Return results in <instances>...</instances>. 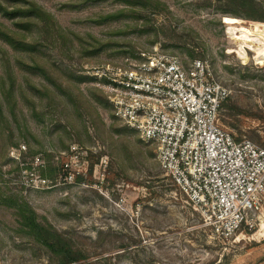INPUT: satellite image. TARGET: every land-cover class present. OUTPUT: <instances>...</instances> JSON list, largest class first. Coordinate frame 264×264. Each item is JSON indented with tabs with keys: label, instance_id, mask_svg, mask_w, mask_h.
I'll return each mask as SVG.
<instances>
[{
	"label": "rangeland",
	"instance_id": "1",
	"mask_svg": "<svg viewBox=\"0 0 264 264\" xmlns=\"http://www.w3.org/2000/svg\"><path fill=\"white\" fill-rule=\"evenodd\" d=\"M134 1L0 0V264L63 261L25 208L86 264H264V210L217 237L94 76L141 53L205 60L231 90L222 125L264 148V55L229 53L227 33L264 35V0Z\"/></svg>",
	"mask_w": 264,
	"mask_h": 264
},
{
	"label": "built area",
	"instance_id": "2",
	"mask_svg": "<svg viewBox=\"0 0 264 264\" xmlns=\"http://www.w3.org/2000/svg\"><path fill=\"white\" fill-rule=\"evenodd\" d=\"M94 76L116 116L155 146L161 171L212 233L229 240L255 228L264 210V148L222 125L231 90L207 61L141 53ZM34 163L42 164L40 156Z\"/></svg>",
	"mask_w": 264,
	"mask_h": 264
},
{
	"label": "trees",
	"instance_id": "3",
	"mask_svg": "<svg viewBox=\"0 0 264 264\" xmlns=\"http://www.w3.org/2000/svg\"><path fill=\"white\" fill-rule=\"evenodd\" d=\"M134 0H123L126 4L132 3ZM247 2L248 0H243ZM135 2V1H134ZM133 2V3H134ZM248 5V3H245ZM35 10V13L40 15V11ZM240 15L238 13H234V15ZM260 20L263 22L262 19H255ZM227 102V101H226ZM226 102L223 103L222 107L226 104ZM239 139V138H238ZM21 216L23 220V226H25L28 230L27 232L35 238V240L42 244L43 246L47 247L50 251L57 252L63 256V261H61V264H86L83 262H80L81 259H83V256H81L80 253L74 252L72 250H67L69 247L63 243V240L61 238V235L56 233L52 229L51 226H44L41 223H39L36 219V216L33 212L29 211L28 209H21ZM252 230H250L251 233ZM66 254H64V252Z\"/></svg>",
	"mask_w": 264,
	"mask_h": 264
},
{
	"label": "bare ground",
	"instance_id": "4",
	"mask_svg": "<svg viewBox=\"0 0 264 264\" xmlns=\"http://www.w3.org/2000/svg\"><path fill=\"white\" fill-rule=\"evenodd\" d=\"M241 24L242 21L236 18L227 27V33L237 45L236 49L229 50V53H234L238 58L246 60L248 59V51L256 48L258 54L264 55V35L253 32Z\"/></svg>",
	"mask_w": 264,
	"mask_h": 264
}]
</instances>
